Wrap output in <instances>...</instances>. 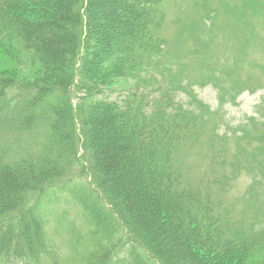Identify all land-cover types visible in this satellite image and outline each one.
<instances>
[{
  "label": "trees",
  "instance_id": "obj_1",
  "mask_svg": "<svg viewBox=\"0 0 264 264\" xmlns=\"http://www.w3.org/2000/svg\"><path fill=\"white\" fill-rule=\"evenodd\" d=\"M160 2L140 0L137 3L153 9L137 11L126 6L124 11L119 3L106 0L110 25L100 40L97 35L102 27L94 25L98 4L95 0H0V40H18L39 62L47 77L46 81L33 85L0 77V100H5L9 90L17 87L30 94L26 96L25 124L33 122L35 110L47 101H52L53 116L51 138L39 164L15 162L0 166V256L11 253L31 264L45 260L49 264H70L75 259L78 242L73 241L75 245L63 258V251L46 233V221L36 215L42 211L45 199L44 195L39 196L41 193L50 188L73 192L70 186L73 188L74 176L66 175L73 172L79 138L88 153L92 180L111 208L99 206L89 196L87 200L79 199L95 232L102 234L99 243L91 238L92 253L83 256L84 261L79 264H146L142 258L145 255L158 264H176L178 257L180 264H237V260H246L249 250L263 245L251 233H242L238 222L222 208L225 204L219 196L228 193L222 171L228 148L215 151L213 146L208 153L210 157L205 155L207 149L198 154L194 137L207 123L202 102L197 100L191 87L180 88L171 76L157 79V75L149 81L143 77V67L152 65L150 60L164 50V42L157 35L164 23ZM22 6L39 9L42 16L26 17L19 13ZM123 12L125 18L120 16ZM113 35L125 40L124 46L116 49L102 69L91 74L102 55L106 58L110 55L115 43ZM100 41L102 48L94 53L90 44L95 47ZM68 62L72 68L67 75L74 72V77L66 81L62 69ZM58 74L63 78L60 84L56 79ZM114 78L132 82V91L122 106L99 98L102 88ZM147 82L152 87H147ZM100 85L101 89H97ZM140 86L149 88L155 96L147 102L142 93L138 94ZM177 90H182L190 99L187 105L174 104ZM76 93L83 96L73 108L71 101ZM118 115L129 117L126 128L118 126ZM210 121L211 118L212 125ZM218 124L215 121L216 130ZM190 148L194 155H202L207 160L201 178L185 176L188 170L182 162L190 154ZM135 162L143 163L144 170H135ZM47 173L58 181L45 185ZM140 177H145V183L144 194L139 197L132 183ZM107 187L112 188L115 197L120 192L128 198L121 211ZM160 208L168 210L171 217L164 240L166 233L159 222ZM142 213H148L152 219L145 222ZM112 221L116 223V230L111 229ZM66 230L69 232V228ZM113 234L117 245L124 244L121 248L129 250L127 256L113 251ZM46 242L48 247L44 249L41 245ZM235 248L242 255H236L240 253Z\"/></svg>",
  "mask_w": 264,
  "mask_h": 264
},
{
  "label": "rangeland",
  "instance_id": "obj_2",
  "mask_svg": "<svg viewBox=\"0 0 264 264\" xmlns=\"http://www.w3.org/2000/svg\"><path fill=\"white\" fill-rule=\"evenodd\" d=\"M96 1L97 19L94 25L100 24L102 27L97 35L100 39L102 33L108 31L110 22L106 0ZM112 1L119 3V7L124 11L126 6L137 11L153 9L149 5L137 3L140 0ZM159 8L164 12V23L157 35L164 42V50L150 60L152 62L150 67H143V77L149 81L157 75L159 76L157 79L171 76L174 84L180 88L185 85L191 87L197 100L202 102V111L207 115V123L199 128V135L194 137V143L199 147L198 154L204 153L207 149L205 155L210 157L208 153L211 147L214 146L215 151L228 148L222 166L228 193L219 196L225 204L222 208L238 222L242 233L246 235L251 233L254 239L263 241L262 246L249 250L245 256L246 260L243 262L237 260V264H264V0H161ZM19 13L26 17L38 14L42 16L39 9H28V6H22ZM120 16L125 18L126 14L123 12ZM113 39L115 43L111 50H108L110 55L107 58L106 55H102L101 61L92 69L91 74L102 69L105 61L108 59L111 61L116 51L124 46L125 40L119 36L113 35ZM90 46L94 53L102 48L101 41L95 47L91 42ZM71 68L72 65L68 62L62 69L66 81L67 78L69 81L71 76L73 80L74 72L67 75ZM62 74L56 76L59 84L62 83ZM0 75L27 85L47 80L44 69L31 53L27 52L18 40L9 38L0 40ZM131 84L129 79H111L110 85L102 88L99 98L122 106V102L132 91ZM102 85L97 89H101ZM145 85L152 87L151 82ZM144 88L140 86L138 94L142 93L143 99L148 102L155 93L149 88ZM179 90L174 96V104L187 105L190 99ZM82 94L76 93L73 96L71 101L73 108L79 103L78 99L83 96ZM26 96L30 94L14 87L9 90L5 100H0V166L15 162L39 164L45 156V147L51 138L52 101L38 106L34 112L33 122L27 125L24 121L27 116ZM129 121L128 116L118 115L117 124L120 128H126ZM215 121L219 123L217 130L214 127ZM81 142L79 138V145L75 151L77 157L72 166L73 172L66 175L74 176L73 188L70 186L73 192L65 193L68 189L57 191L50 188L49 191L41 193L39 196L44 195L45 199L43 198L44 202L41 205L42 211L36 215L46 221V233L54 245L63 251V258L75 245L73 241L78 242L75 245L78 249L75 253L77 256L70 264H79L83 256L92 253V237L94 242L102 238L101 231L95 232L79 199L85 200L89 196L96 200L99 206L111 210L110 206L105 204L107 198L96 188L92 180L88 153L82 148ZM139 142L143 143L142 140ZM188 153L190 154L187 159L182 162L188 170L185 176L201 178L207 160L203 159L202 155H194L193 148H190ZM134 169L144 170L143 163L135 162ZM50 174H44L45 185L58 181ZM144 183L145 177H140L137 182L132 183V189L139 197L144 194ZM107 188L112 193L110 196L113 195L119 202V210L122 209L128 198L120 192L115 197L112 188ZM131 200L139 203L136 198ZM129 214L133 218L132 214ZM141 217L145 222L152 219L148 213H142ZM170 219L168 210L160 208L159 222L163 233H166L163 240L169 233L167 222ZM112 222L111 229L116 230V223ZM66 228H69V232ZM113 237L111 244L114 245L113 251L123 257L127 256L129 253L127 247L123 249L124 244L117 245L114 234ZM149 243L153 246L152 241ZM41 246L47 249L48 243ZM235 249L240 253L236 255H242L239 248ZM157 250L160 251L158 248ZM142 258L146 259V264H158L147 255ZM180 260L178 257L176 264H180ZM36 263L49 264V261ZM0 264L31 263L24 261L21 256L5 253L0 256Z\"/></svg>",
  "mask_w": 264,
  "mask_h": 264
}]
</instances>
